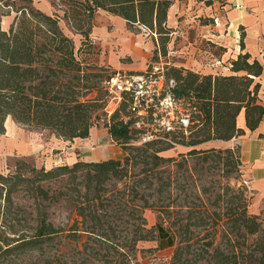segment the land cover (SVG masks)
Returning <instances> with one entry per match:
<instances>
[{
	"label": "trees",
	"instance_id": "trees-1",
	"mask_svg": "<svg viewBox=\"0 0 264 264\" xmlns=\"http://www.w3.org/2000/svg\"><path fill=\"white\" fill-rule=\"evenodd\" d=\"M71 1L74 18L80 23L72 28L90 47L92 20L99 10L123 17L129 29L139 25L156 35L171 31L166 21L173 0ZM18 12L21 16L10 30L0 31V135L5 133L8 116L65 141L88 138L91 129L102 124L127 154L122 159L41 167L40 182L68 176L71 186L59 194L76 216L71 225L56 226L49 219L47 209L60 201L49 190L40 184L30 186L33 180L22 173L7 178L0 174L2 196L9 205L21 182L28 184L23 189L31 197L42 199L34 224L22 225L33 236L8 244L6 252L23 254L57 240L85 252L90 263L135 264L140 242L159 241L173 248L170 264H264V213L252 212V196L242 183H232L242 165L233 149L204 147L179 154V158L162 155L179 145L196 147L244 135L237 125L241 112L250 131L264 123L260 62L249 54L240 55L231 62V75H204L165 66L164 76L175 80L172 92L191 124L187 134L180 128L161 133L175 144L163 139L139 144L144 129L135 125L129 95L123 94L111 116L106 111L110 98L106 82L116 72L75 54L74 41L64 34L57 16L27 6ZM189 159L195 161V173L188 166ZM213 171L220 172L225 182L205 181ZM146 210L157 214V223L150 228ZM3 214L8 217L6 211ZM18 225L6 219L2 226L16 232Z\"/></svg>",
	"mask_w": 264,
	"mask_h": 264
},
{
	"label": "crops",
	"instance_id": "crops-1",
	"mask_svg": "<svg viewBox=\"0 0 264 264\" xmlns=\"http://www.w3.org/2000/svg\"><path fill=\"white\" fill-rule=\"evenodd\" d=\"M183 10V2L173 0L166 21L173 34L177 33L175 30ZM222 12L217 25H195L198 31L195 41L202 43L207 39L214 46L213 52L199 46L191 48L193 45L190 44L189 48L168 55L171 65L204 75H231L234 74L230 69L231 62L240 55L249 54L264 68V0H228ZM128 27V21L121 16L105 10L96 12L90 36L102 48L99 62L116 73L145 72L150 66L155 41L139 38L145 33V36L149 35L144 27L137 25L144 31L140 35L133 34ZM237 125L245 131L244 135L229 141H209L202 146L238 150L244 176L251 179L254 213H264V123L250 131L245 114L241 112ZM125 154L102 124L93 127L88 138L65 141L46 131L29 129L8 116L5 133L0 135V156L32 158L38 166L47 169L63 162L71 165L78 160L122 159Z\"/></svg>",
	"mask_w": 264,
	"mask_h": 264
},
{
	"label": "rangeland",
	"instance_id": "rangeland-1",
	"mask_svg": "<svg viewBox=\"0 0 264 264\" xmlns=\"http://www.w3.org/2000/svg\"><path fill=\"white\" fill-rule=\"evenodd\" d=\"M184 4V10L179 17V26L175 30V34L169 32L167 34L160 35L157 34L155 38L149 31L148 36H139V38H152L155 41V46L152 48V57L149 63L165 62L168 61L169 54H177V52L182 51L185 48H195L197 46L203 47L205 51L213 52V44L207 39H204L202 43H197L195 39L197 38V28L195 25H217L216 20L221 17L224 11V7L227 6L228 0H181ZM22 6L33 7L40 10L48 15L57 16L60 20L59 25L62 28L64 34L71 38L75 44V54H82V58H86L88 62L98 63L99 54H102V48L92 40L93 45L90 47L88 44L83 43L85 41L84 37L72 27L79 26V21L74 18L73 10L74 5L71 0H31L28 2L26 0H0V31L8 32L15 22V20L21 16L18 10ZM93 18V24L94 19ZM194 24V25H193ZM129 28V27H128ZM84 30L88 29V25L83 27ZM133 34L140 35L144 31L133 26L129 29ZM91 35V34H90ZM201 38V36L199 37ZM156 39L159 45L156 44ZM88 54V55H86ZM159 54L162 55L160 58ZM149 64V65H150ZM173 64V63H172ZM102 65V64H101ZM106 66V65H105ZM179 68V67H177ZM110 73L115 72L113 69L109 68ZM244 73H239V76H243ZM132 146H141L139 144H133ZM202 149V146L190 147L188 145H179L168 151L162 153L165 157L179 158V154H187L192 149ZM225 150V149H222ZM235 155L239 158L238 150L233 149ZM127 154V152H126ZM125 154V155H126ZM124 158V157H123ZM25 162L26 165H19V162ZM190 169L195 173V161L189 159ZM210 164V162L205 163V167ZM213 165V163H212ZM21 167V168H20ZM35 168V170H33ZM226 170L232 169V167H225ZM239 171L233 174L237 179H232L234 185L240 186L243 175L245 174L242 165L237 168ZM41 167L38 166L32 158H24L19 156H0V174L5 178L15 175L17 172L22 173L27 178H31L33 181L29 183L30 186L36 188L38 184L42 185L46 190H49L50 196H56L59 202L56 200L53 202L52 206L47 209L49 219L56 225H67L73 224L76 218L73 213L72 206L65 202V196L60 195L59 192H67L71 186L69 184L68 176L60 178L58 180H47L45 182H40L41 177H38ZM47 170V169H46ZM214 174L206 177L204 180L210 182V180L225 182L220 176V172L213 171ZM28 185L27 183L19 184L18 191L13 195V203L5 202V197L2 196L3 190L0 189V264H105L104 261L87 262V254L81 250V252L74 251L68 245L60 244L57 240L50 241L43 245H39L33 250H26L25 253L21 254L19 252H6L8 244L15 245V241L19 238L33 236V231L22 227L26 224H34V219L37 215L38 204L42 199L39 197L35 200L31 197L29 193L25 192L23 186ZM110 189L114 187L109 186ZM58 196V197H57ZM204 196V195H202ZM249 196H252L249 193ZM253 205V200H252ZM250 210L254 212L252 207ZM9 208L7 209V207ZM6 207V208H5ZM6 211L8 217L3 214ZM145 217L147 219L148 227H152L157 223V214L152 210L145 211ZM15 218V219H14ZM20 223L15 227L16 232L4 228L3 222L5 220ZM172 251L173 248H168L165 243L159 241H147L140 242L137 247V251L134 253V263L135 264H170L172 262ZM85 261L87 263H85Z\"/></svg>",
	"mask_w": 264,
	"mask_h": 264
},
{
	"label": "built area",
	"instance_id": "built-area-1",
	"mask_svg": "<svg viewBox=\"0 0 264 264\" xmlns=\"http://www.w3.org/2000/svg\"><path fill=\"white\" fill-rule=\"evenodd\" d=\"M237 8L241 6L237 5ZM152 35L157 38L155 33ZM159 56L162 58L161 54ZM168 65H171L169 61L151 63L145 72H119L106 82L110 93L109 104L106 108L108 117L121 104L123 94H128L129 110L135 118V125L144 129L139 144L157 139L175 144L161 133L174 132L180 128L187 134V129L191 124L189 114L183 110L181 103L172 92L176 85L175 80L166 79L164 76L165 66ZM241 183L249 193H252L251 179L243 176Z\"/></svg>",
	"mask_w": 264,
	"mask_h": 264
}]
</instances>
